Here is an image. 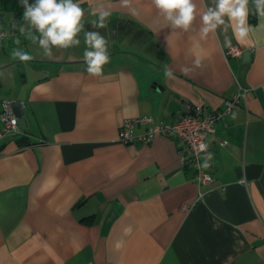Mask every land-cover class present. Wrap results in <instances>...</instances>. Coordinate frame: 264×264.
Here are the masks:
<instances>
[{
  "label": "crops",
  "instance_id": "0c3cea01",
  "mask_svg": "<svg viewBox=\"0 0 264 264\" xmlns=\"http://www.w3.org/2000/svg\"><path fill=\"white\" fill-rule=\"evenodd\" d=\"M98 2L110 5L105 28L92 24ZM194 2V30L183 32L152 0H131L136 15L120 0H81L85 31L108 41L100 77L86 71L83 31L78 47L48 58L6 15L0 100L20 103L26 130L0 144V264H264V17L250 4L247 39L231 28L201 39L199 13L214 0ZM225 35L254 52L225 58ZM16 39L33 60L12 58ZM238 89L246 97L206 139L212 185L194 181L177 139L118 141L126 119L221 110Z\"/></svg>",
  "mask_w": 264,
  "mask_h": 264
},
{
  "label": "clouds",
  "instance_id": "9594fccd",
  "mask_svg": "<svg viewBox=\"0 0 264 264\" xmlns=\"http://www.w3.org/2000/svg\"><path fill=\"white\" fill-rule=\"evenodd\" d=\"M121 6L130 10L136 15V9L131 6V0H120ZM158 15L167 22L172 29H180L183 32L193 31L194 21L198 15L197 5L194 0H152ZM255 10V14L264 17V0H214L213 7H207L199 13L201 27L200 38L206 39L209 33L215 34L219 28L225 34L231 28L233 37L238 41L247 39L251 31L248 24V16L251 12L249 5ZM22 7L23 23L13 25L18 28L21 36L38 44L45 57H53V49H69L78 47L81 43L78 38L84 32L85 50L83 61L86 64V71L90 76L100 77L103 74L104 65L110 62L108 41L97 31H85L84 16L85 10L81 7V0H19ZM110 5L98 2L91 9L90 14L97 19L92 21L93 27L105 28L110 16ZM15 43L20 44L16 39ZM225 46L231 47V39L225 35ZM195 47H199L196 42ZM12 58L20 62H28L34 57L20 47L13 49ZM196 67L201 64L200 58L194 61ZM182 71L187 74L189 69ZM168 77H172L170 69L165 70ZM202 148L206 146L202 145ZM208 153L204 159L202 168L209 167L211 159Z\"/></svg>",
  "mask_w": 264,
  "mask_h": 264
},
{
  "label": "built area",
  "instance_id": "2783aa9c",
  "mask_svg": "<svg viewBox=\"0 0 264 264\" xmlns=\"http://www.w3.org/2000/svg\"><path fill=\"white\" fill-rule=\"evenodd\" d=\"M9 33L0 29V46L4 44ZM244 52H254V48L242 49L232 45L224 51L225 58H240ZM247 89H238L231 97L224 100L221 110H208L203 105L188 107L174 121H156L153 116H142L126 119L122 122L119 130L118 141L128 145L134 143H150L157 135H166L177 139L182 147L181 160L188 166L196 183L212 185L214 179L209 167L202 168L206 155L210 152L206 139L215 133V123L236 108L242 99L246 97ZM143 126L144 131L136 133L135 128ZM21 132L18 118L13 111V100H0V144L6 137L17 135ZM206 146V148H202ZM221 190L223 189L220 186Z\"/></svg>",
  "mask_w": 264,
  "mask_h": 264
},
{
  "label": "trees",
  "instance_id": "16d2710c",
  "mask_svg": "<svg viewBox=\"0 0 264 264\" xmlns=\"http://www.w3.org/2000/svg\"><path fill=\"white\" fill-rule=\"evenodd\" d=\"M22 12L23 9L19 6V0H0V29H2L5 23V17L9 13L12 14L15 20L23 23ZM17 142L19 147L27 146L29 144L24 138H19Z\"/></svg>",
  "mask_w": 264,
  "mask_h": 264
},
{
  "label": "rangeland",
  "instance_id": "374dc122",
  "mask_svg": "<svg viewBox=\"0 0 264 264\" xmlns=\"http://www.w3.org/2000/svg\"><path fill=\"white\" fill-rule=\"evenodd\" d=\"M5 30V29H4ZM32 43V42H31ZM25 43L23 42V43H20L18 46H15V47H20V48H22V49H24L25 50ZM4 52H8V50H3L2 48H0V58H2V60L4 59V60H6L7 61V59H6V57H4L3 55H4ZM18 64H16V65H14V70H13V72L14 71H17V69H20V67H18L17 66ZM13 74H15V72L13 73ZM17 77L15 78V81H19V82H23L24 80H25V77H26V72H24V71H18L17 72ZM0 75L2 76V77H5L6 75H7V72H6V70L3 68V69H1V71H0ZM4 75V76H3Z\"/></svg>",
  "mask_w": 264,
  "mask_h": 264
},
{
  "label": "water",
  "instance_id": "95a60500",
  "mask_svg": "<svg viewBox=\"0 0 264 264\" xmlns=\"http://www.w3.org/2000/svg\"><path fill=\"white\" fill-rule=\"evenodd\" d=\"M248 56H249L248 52L243 53V57H248ZM13 111L18 118V125L20 129L26 130V122L22 116L21 105L18 101H13Z\"/></svg>",
  "mask_w": 264,
  "mask_h": 264
}]
</instances>
